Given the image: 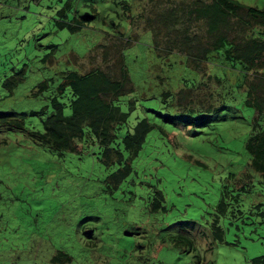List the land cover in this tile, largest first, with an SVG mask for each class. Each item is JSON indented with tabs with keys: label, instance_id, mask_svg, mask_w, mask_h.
I'll return each instance as SVG.
<instances>
[{
	"label": "rangeland",
	"instance_id": "obj_1",
	"mask_svg": "<svg viewBox=\"0 0 264 264\" xmlns=\"http://www.w3.org/2000/svg\"><path fill=\"white\" fill-rule=\"evenodd\" d=\"M109 1L113 2L0 0V110L23 111L27 127L41 130L50 107L45 113L40 109L49 105L45 96L50 92L39 90V83L53 77L50 89L60 71L84 72L100 62L101 55L86 54L110 31L108 16L115 6ZM240 1L264 7V0ZM84 3L97 7L101 15L74 32L56 25L65 4L64 12L72 17L74 10L88 13L90 8H81ZM137 7L147 11L153 4L137 0ZM130 26L141 35L125 49L136 87V92L123 96L135 100L128 127L142 116L155 121L132 159L131 172L118 182L108 178L120 164L102 162L96 139L87 137L77 142V150L59 155L24 131L2 132L6 142L0 143V264H264L253 260L264 255V222L248 218L252 204L264 203V178L249 165L245 148L256 122L254 106L245 101L244 93L234 92L223 64L217 62L207 63L211 68L206 71L222 79L227 97L225 106L209 110L212 120L200 121L207 110H176L173 122L143 111L142 106L163 114L175 111L170 101H161L158 87L175 84L182 76L199 82L206 75L184 60L178 63L180 72L173 59L152 60L156 51L150 31L144 29L148 24L135 16ZM191 30L200 27L193 24ZM205 82L219 87L214 79ZM200 88L192 90L190 104L203 109L198 98L205 102L204 87ZM209 99L215 104V96ZM120 106L129 109L126 101ZM258 122L264 127V115ZM125 130L119 131L118 139ZM223 185L239 192V199L219 214L223 233L217 237L213 221ZM156 189L164 198L159 203ZM236 210L243 214L234 216L231 211ZM58 251L70 259H52Z\"/></svg>",
	"mask_w": 264,
	"mask_h": 264
},
{
	"label": "trees",
	"instance_id": "obj_2",
	"mask_svg": "<svg viewBox=\"0 0 264 264\" xmlns=\"http://www.w3.org/2000/svg\"><path fill=\"white\" fill-rule=\"evenodd\" d=\"M145 1V0H144ZM153 8L147 11H140L137 7V0H113L115 8L108 16L110 31L104 32L103 39L89 49L86 56L96 58L95 54L101 55L100 62L87 71L79 69H65L60 71V77L49 89V80L53 77L42 80L40 89L50 92L45 98L49 105H44L40 112H47L42 119V129L27 127L26 113L23 111L0 110V135L5 130L24 131L34 142L45 144L56 151L57 154L70 150H77L78 141L96 139L101 147V160L106 166L118 162L120 166L113 171L108 178L114 181L124 179L132 169L134 159L145 142L147 133L155 125L148 116L137 119L130 129L128 127L130 110L134 108V99H123V96L136 92V87L129 75L125 62V49L133 44L136 35L130 26L135 22V16L148 24L151 34L152 46L156 55L168 61L174 60V64L183 60L206 76L199 82L189 77L182 76L179 82L171 84L169 81L165 86L158 87L162 92L161 101L169 103L175 111L163 114L151 108L143 107V111H150L167 121L173 122L176 119V110H183L184 113L204 112L215 109L216 105L223 107L226 104V97L222 92L225 87L222 79L206 68L217 62L223 64L225 75H228L234 92L244 93L246 102L254 106L255 117L253 129L245 142V148L250 153L249 165L264 178V127H260L259 118L264 115V7L247 5L240 0H149ZM146 3V2H145ZM67 4L55 19L59 27H67L70 32L87 26L93 18L101 15L97 7L84 3L81 8H90L88 13L74 10L73 16L64 12ZM109 11H107L108 13ZM106 13V15H107ZM145 13V14H144ZM106 15L101 17L103 23L107 22ZM195 24L199 30L192 31L191 26ZM263 26V28H261ZM112 39V43L106 40ZM110 49L111 53L107 49ZM174 53L176 55L174 56ZM85 56V57H86ZM112 56V57H111ZM195 63L196 65H192ZM151 66L154 63L151 61ZM180 72V66H178ZM156 75V74H155ZM182 75V74H181ZM158 76V75H156ZM207 79H214L218 88H212ZM209 85V89L206 88ZM185 86V88L183 87ZM204 87L203 98L199 99V107L191 105V92ZM244 91V92H243ZM170 92L178 93L177 97L169 98ZM180 92H186L182 94ZM218 92V93H217ZM39 93V92H38ZM222 93V94H220ZM210 97H209V96ZM215 96V104L211 99ZM231 96V95H230ZM209 97V98H207ZM207 99L210 101L208 102ZM126 101L129 104L127 111L122 110L120 104ZM70 112H65V108ZM218 107V108H219ZM36 111H32L34 113ZM186 118H191L185 114ZM200 121L212 120L210 111L206 118ZM126 128L121 139L118 133ZM6 142V138L0 137V143ZM244 176H251L245 173ZM240 189H245L241 186ZM156 200L162 201L161 190H155ZM239 192L233 188L223 185L219 200L216 203L217 213L213 221V232L221 237L223 230L219 225V214L227 211L229 204L232 208L238 202ZM163 207V205H160ZM234 216H239L241 210L231 211ZM255 216L260 222H264V203L257 202L250 206L249 215ZM190 243L189 237H185ZM70 259L65 252L58 251L52 259ZM255 262H264V255L253 258Z\"/></svg>",
	"mask_w": 264,
	"mask_h": 264
}]
</instances>
